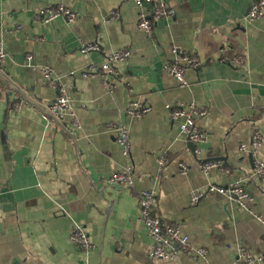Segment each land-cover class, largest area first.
Returning <instances> with one entry per match:
<instances>
[{"label":"crops","instance_id":"obj_1","mask_svg":"<svg viewBox=\"0 0 264 264\" xmlns=\"http://www.w3.org/2000/svg\"><path fill=\"white\" fill-rule=\"evenodd\" d=\"M254 1L166 0L173 17L154 21L147 37L137 28L132 0H0V70L34 102L0 79V264H232L242 247L264 264V225L256 219L264 220V180L253 172L255 162H264V16L246 17ZM60 4L76 13L75 22L37 18ZM84 42L100 51L80 54ZM117 50L130 56L107 85L101 73L83 76ZM185 55L199 66L186 68L180 84L164 67ZM45 66L52 86L44 81ZM60 90L81 127L74 136L68 120L57 123L41 110ZM132 100L150 112L128 116ZM179 104L202 113L198 156L171 120ZM120 123L129 129L127 155L116 142ZM254 131L262 136L257 149ZM160 157L166 159L161 168ZM201 161H221L228 172L204 174ZM122 171L134 179L129 190L107 183ZM235 183L251 198L253 215L208 190ZM143 190L155 194L160 218L205 250L203 258L149 257L152 240L138 218ZM195 192L202 197L192 205ZM76 226L89 249L69 241Z\"/></svg>","mask_w":264,"mask_h":264},{"label":"built area","instance_id":"obj_2","mask_svg":"<svg viewBox=\"0 0 264 264\" xmlns=\"http://www.w3.org/2000/svg\"><path fill=\"white\" fill-rule=\"evenodd\" d=\"M139 8L137 28L144 33L147 37H151L154 34L153 22L162 18H171L174 15L172 9H170L166 0H132ZM43 23L48 24L56 19L64 18L68 22H75L77 19L76 13L71 11L68 7L60 4L55 9L41 10L36 14ZM264 16V0L254 1L246 15L249 20L258 19ZM100 51V47L97 43L84 42L81 43L79 52L80 54H90ZM176 56L178 51L172 50ZM130 56L128 50H117L111 52L101 65H89L83 76L101 73L104 75L105 83L107 85L108 78H114L117 76L116 65L121 62H125ZM5 52L3 45L0 41V64L4 61ZM27 60H31L30 56H27ZM199 61L193 57L185 55L181 57V63H174L164 67V71L172 76L180 84L184 83V74L186 68L195 69L199 66ZM242 59H236L237 65L242 64ZM44 81L46 84L54 85V79L52 78V71L48 66L42 69ZM107 77V78H106ZM56 118L68 120L67 132L69 135L74 136L81 129L74 109L71 103L70 97L65 90H60L57 98L49 104L47 108ZM150 112L148 106L142 105L137 100H132L126 113L130 117L140 118L143 115ZM202 113L193 104H179L171 112V120L178 125L179 133L190 143L194 145L193 153L198 156L200 154L199 146L204 142L205 135L199 129L197 119ZM114 131L116 133V142L120 146L122 153L127 155L130 150V134L128 126L125 124H118L115 126ZM262 143V136L258 131H254L251 138V146L253 149L260 147ZM245 146L241 147L244 150ZM159 167H163L166 164V159L160 157L158 159ZM181 166V172L185 173L187 167ZM200 171L204 174L211 170H216L222 173L228 172L224 169L223 162L221 161H201L199 164ZM254 175L264 180V162L257 161L253 166ZM107 183L109 186H115L122 189H131L134 186V179L129 171H122L112 173L107 177ZM209 191L217 192L219 195L225 197L228 201L234 203L242 211L253 215V211L250 207L251 198L244 191L241 184L235 183L228 187L209 186ZM202 193L195 192L191 196V204L195 205L201 199ZM138 218L142 223L147 235L152 240V246L148 253L151 259L159 260H173L180 255H196L201 258L205 256L204 249H196L193 247L188 237L182 234L181 229L176 224H170L163 220L156 214V197L155 194L148 190L140 192L138 197ZM260 223L264 225V220L256 217ZM69 241L81 248L89 249L91 247L89 239L85 231L80 227H74L69 234ZM232 264H263V258L260 256H254L245 248H239L238 255Z\"/></svg>","mask_w":264,"mask_h":264},{"label":"water","instance_id":"obj_3","mask_svg":"<svg viewBox=\"0 0 264 264\" xmlns=\"http://www.w3.org/2000/svg\"><path fill=\"white\" fill-rule=\"evenodd\" d=\"M0 79H2L3 81H5L9 87L14 90L16 93H18V95L24 99L25 101H27L28 103L34 105V102L24 93V91H22L18 86H16L10 79H8V77L4 74V72H2V70H0ZM40 108V107H39ZM41 109V108H40ZM43 111V113H45L48 117L53 118L57 123H60V120L58 118H56L52 113H50V111L45 107L41 109ZM190 145L194 148V145L192 143H190Z\"/></svg>","mask_w":264,"mask_h":264}]
</instances>
